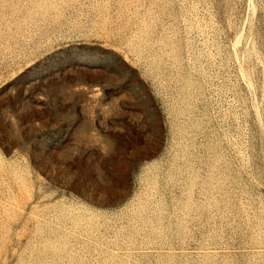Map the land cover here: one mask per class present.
Returning a JSON list of instances; mask_svg holds the SVG:
<instances>
[{
	"label": "rangeland",
	"instance_id": "374dc122",
	"mask_svg": "<svg viewBox=\"0 0 264 264\" xmlns=\"http://www.w3.org/2000/svg\"><path fill=\"white\" fill-rule=\"evenodd\" d=\"M0 89V264H264V0H0Z\"/></svg>",
	"mask_w": 264,
	"mask_h": 264
},
{
	"label": "snow or ice",
	"instance_id": "6c2138e0",
	"mask_svg": "<svg viewBox=\"0 0 264 264\" xmlns=\"http://www.w3.org/2000/svg\"><path fill=\"white\" fill-rule=\"evenodd\" d=\"M119 60L105 69L109 78L117 83L118 93L126 92L134 99H138V94L133 85L131 75L132 72L118 54ZM3 89H0L2 92ZM2 103V102H0ZM134 111H144L142 108L133 109ZM132 157L126 155L117 157L114 153L108 157H104L99 166L92 165L85 167L83 165L77 167L73 165L71 168L62 169L60 161L56 157L53 163L57 165L56 182L71 186L74 190H82L84 193L91 192L94 197H112L116 195L120 188L128 179V168L132 163Z\"/></svg>",
	"mask_w": 264,
	"mask_h": 264
}]
</instances>
